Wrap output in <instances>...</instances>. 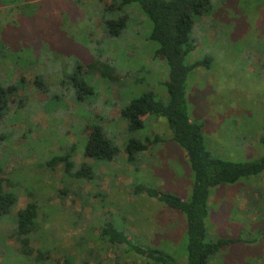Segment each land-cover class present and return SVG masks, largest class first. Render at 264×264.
Returning a JSON list of instances; mask_svg holds the SVG:
<instances>
[{
	"label": "rangeland",
	"instance_id": "obj_1",
	"mask_svg": "<svg viewBox=\"0 0 264 264\" xmlns=\"http://www.w3.org/2000/svg\"><path fill=\"white\" fill-rule=\"evenodd\" d=\"M116 3L0 0V49L8 46V56L0 54V75L15 87L9 116L0 121V178L18 195L12 212L28 202L38 208L29 258L21 255L12 212L0 219V264H155L132 245L184 261L182 214L134 192L140 184L188 197L184 152L169 140L166 119L152 117L142 139L158 136L162 142L145 150L139 162L129 159L125 123L118 120L122 106L141 93L167 102L166 64L153 57L147 22L131 5L113 12ZM97 6L107 20L126 16L115 39L100 25ZM211 6V17L194 19L192 55L212 62L187 77L188 111L203 123L209 157L252 161L264 155V0H211ZM95 54L127 70L120 84L113 83L116 77L107 81L86 73L87 56ZM37 73L41 80L35 83ZM88 124L100 126L118 147L110 161L84 156ZM62 153L71 155L68 171L59 165L48 176L39 168ZM210 195L205 239L256 241L223 248L207 264H264V174L218 185ZM108 223L128 244L112 245L100 236Z\"/></svg>",
	"mask_w": 264,
	"mask_h": 264
},
{
	"label": "trees",
	"instance_id": "obj_2",
	"mask_svg": "<svg viewBox=\"0 0 264 264\" xmlns=\"http://www.w3.org/2000/svg\"><path fill=\"white\" fill-rule=\"evenodd\" d=\"M129 5L133 8L131 11L134 13L136 9L143 23L147 22L148 24L146 40L151 44L150 49L153 57L161 56L165 61L166 78L162 85L165 88L167 102L155 99L151 92H144L132 97L122 106L118 120L125 123L124 133L127 138L124 151L129 159L139 162L145 150L162 142L158 136L152 139H142L141 132L145 129L147 120L152 117H164L171 131L169 140L177 144L184 152L185 161L190 169L191 182L190 193L186 198L157 187L140 184L134 186L135 194H145L182 214L186 247L184 261H178L175 257L158 249L145 251L138 245H132V249L131 247L130 249H134L136 254L152 260L155 264H207L223 248L241 242L254 243L256 241L249 238L246 240L239 236L223 237L214 241L206 240V220L211 189L218 185L234 184L240 179L264 174V155L245 162L209 157L204 148L203 123L192 119L188 111L187 77L196 68L207 67L212 62V58L209 56H202L199 59L192 55L197 47V39L193 34L194 19L195 17L212 16L214 7L211 6V0H118L112 11L115 12ZM110 7L109 9H111ZM100 8L102 7H96L101 15L100 25L103 28H109L108 36L115 39L113 33H120L125 26L126 16L122 15L123 18L107 20L104 16V9L101 14ZM7 47L3 50L0 49V54L3 57L8 56L6 55ZM89 56H87L88 62L85 66L89 76L100 75L107 81L116 77L117 79L113 83L118 85L121 78L127 75L126 69L114 67L103 56L95 54L91 59ZM1 78L0 75V121L9 116H7L10 109L9 99L15 91L13 84L6 86V82ZM40 80L41 76L37 73L35 83ZM88 128L84 156L110 161L118 153V147L104 134L100 126L88 124ZM261 141H264V136ZM70 157L71 155L66 153L55 154L46 164H40L39 168H43L41 170L48 176L59 165L63 167L64 171H68L72 166ZM82 170L88 171L89 168L83 164ZM82 170L76 175H81ZM2 171L0 167V173ZM30 197L36 200L32 194ZM17 200L18 195L3 186V181L0 178V219L12 212ZM11 214H13V231L20 242L21 255L29 258L32 252V248L29 246L30 232L38 216L37 204L28 202L22 210ZM99 234L102 238L107 237L112 245L128 244L126 236L110 223L101 227ZM84 262L82 264H87L85 260Z\"/></svg>",
	"mask_w": 264,
	"mask_h": 264
}]
</instances>
